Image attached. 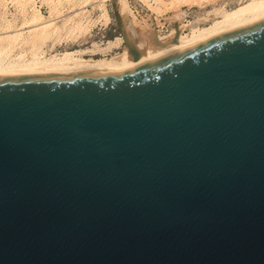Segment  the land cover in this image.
<instances>
[{"label": "water", "instance_id": "obj_1", "mask_svg": "<svg viewBox=\"0 0 264 264\" xmlns=\"http://www.w3.org/2000/svg\"><path fill=\"white\" fill-rule=\"evenodd\" d=\"M0 264H264V18L125 70L1 72Z\"/></svg>", "mask_w": 264, "mask_h": 264}, {"label": "bare ground", "instance_id": "obj_2", "mask_svg": "<svg viewBox=\"0 0 264 264\" xmlns=\"http://www.w3.org/2000/svg\"><path fill=\"white\" fill-rule=\"evenodd\" d=\"M175 1H181L183 3L184 1L190 2L191 0H174V3ZM192 1L194 2L192 5L202 4L201 7H204L205 5H203L204 2L201 1H207L206 4L210 2V0ZM214 1L216 2V0ZM225 1L226 0L223 2L225 3ZM66 2L69 4L72 3L71 7L73 6V9L67 6L69 10L71 9L70 12H72V14H69L68 16H66L68 13H65L68 11V8L66 7L67 9H64L67 10L65 12L63 10L64 5H66L64 3ZM121 2V10H124L123 8L125 7L126 1L122 0ZM157 2H159V0H157ZM178 2L175 4L178 5ZM217 2L220 3V1ZM16 3L18 2L16 1ZM91 3V0H50V14L47 16L43 13L41 8L34 5V0H32L31 5L29 6L31 7V11L26 8L24 3L21 4L23 9V15H21V17L23 16V19H21V22L19 23L15 22L16 15L14 14H12L11 18L7 17L5 14H0V73L14 71L109 72L125 70L264 18V0H238V4L234 6L221 4L215 7L213 4L214 7L206 12L208 13V16H199L201 18L198 17L194 21L189 20L188 23L182 24L181 22L185 18V12L180 10L178 8L179 6L173 4L176 6V11L173 10L175 13L173 12L171 20L174 22H180H178V24H173L169 33L161 34L159 32L160 30L158 31L154 27H147V25H145L146 27L142 26L145 29L137 30L135 26H132L133 24H128V26H126L130 30V34L124 31L125 36H116L114 39L108 40L104 46L98 43H93L94 48H66L63 51L52 49L46 51L47 49L45 50L43 46L49 41V39H51V41L59 39L55 36V38H52L53 35H59L64 32L63 35H72L77 41H79L87 36L91 31L92 26L98 21L101 22V20H103L104 23H107L111 20L110 12L104 3H95L98 4L97 7L100 10V14L98 13L96 17L95 15H90L87 12L89 9L85 8L89 4H93ZM147 3H149V9H147L151 11L149 13L151 16L153 14L152 11L155 10L156 7L154 6L155 8L152 10L151 7L153 5H150L151 2ZM172 6L171 8L174 7ZM177 8L179 10H177ZM86 12L87 15H85ZM130 13L132 12L130 11ZM62 16H66L64 17L65 21L62 24H58L56 19H59V17ZM209 16L211 19H209ZM206 21L207 23L201 24V22ZM157 23L158 21L155 24ZM184 26L190 28L189 33L185 32L186 30H184ZM125 37L127 39L126 46H124V44L122 45L125 41ZM59 40L57 42H59ZM48 43L52 44L54 42L52 41V43ZM122 46L124 47L122 48ZM113 48H122V50L116 51L111 57L105 56L95 58L86 56V53H94L96 50L109 51Z\"/></svg>", "mask_w": 264, "mask_h": 264}, {"label": "rangeland", "instance_id": "obj_3", "mask_svg": "<svg viewBox=\"0 0 264 264\" xmlns=\"http://www.w3.org/2000/svg\"><path fill=\"white\" fill-rule=\"evenodd\" d=\"M16 1L18 3H16L17 6L14 9V8H8L5 5V0H0V14H5L7 17H10V18L12 17V14H14V15H16L15 22L19 23V22H21V19H23V16L21 17V15H23V13H22L23 9L21 7L22 6L21 4L24 3L26 5V8L31 11V9H30L31 7H29V6L31 5L32 0H26V1L25 0H16ZM54 1H56V0H54ZM91 1H92L93 4L91 3L92 5L89 4L85 8V9H89L88 11L87 10L86 11L90 15H92V16L95 15V17H96V15H98V13L100 14V12H99L100 10H99V8L97 6H98L99 3H104L106 5L108 11L110 12V16H111L110 19L111 20H109L107 23H104L103 20H101V22L98 21L96 24H94L92 26L91 31L87 34V36H85V38L83 37V39H81L79 41H77L74 38V36H72V35L71 36H69L68 34L63 35L64 32L59 34L60 37H59V35H53L52 38L58 37L60 40L59 39H55V41L52 40L54 42V43H52L51 39H49L48 42H51L52 44H50L48 42L45 43L43 48L45 50L47 49L46 51H50L51 49L52 50H56V51H63L66 48L67 49L84 48V47L94 48L93 47V43H98V44L104 46L108 42V40L114 39L116 36H125V32L124 31H126V32H128V34H130L129 33L130 30L127 27L128 24L129 25L133 24L132 26L133 27L135 26V28L137 30L145 29L142 26L146 27L145 25H147V27H154V28H156V30H158V31L160 30L159 32L161 34H166V33H169V30L171 29L173 24H178V22H180V21L174 22V21L171 20V16H172V14L174 12L173 10L176 11V6H174L173 4L178 2V1H175V3H174V0H164V1L159 0V2H157V0H146L147 2H151V4H150L151 6L153 5L151 7L152 10L155 7L157 8V10L155 8L156 12H155V10L152 11L153 14L151 16L149 15V13L151 11L148 10L149 9V7H148L149 3H147L144 0H141V1L140 0H125L126 4H128V5L125 4V7L123 8L124 10H121L122 9L121 8V6H122V2L121 1L122 0H98V2H97V0H91ZM213 1L214 0H212V2ZM217 1H220V3H218ZM223 1L222 0H216V2L214 1L212 3L211 0H210L211 3L208 2V4H206L207 1L206 2L205 1H201V2H204L203 5L205 4L204 5L205 8L203 6L201 7L202 4L201 5H199V4H197V5L193 4L192 5V3H194L192 0L190 2L189 1H184L183 3L180 1V2H178V5L177 4H175V5L179 6L178 8L185 12V18L181 22L183 24V23H188L189 20H193L194 21L199 16H202V17L208 16L207 15L208 13H206V12H208L207 10L212 9L214 7V5L216 7L217 5L219 6L221 4H226L228 6L229 5L234 6V5L238 4L237 3L238 0L237 1L236 0H228V1L226 0L225 3ZM6 2H7V0H6ZM95 3H98V4H95ZM64 4H66V5H64L65 8L63 7V10L67 9L68 7L73 9V6L71 7L72 3L69 4V3L66 2ZM34 5L39 7V8H41V10L43 11V13L45 15L48 16L50 14L49 13V10L51 8L50 7L51 6L50 0H34ZM172 5L175 7V9H174V7ZM171 6L173 8H171ZM69 8H68V11L64 10V12L67 11L65 13H68L66 16H68L69 14H72V12H70L71 9L69 10ZM125 8H127L128 10L125 9ZM178 8H177V10H179ZM130 11L132 13H130ZM87 12H86L85 15H87ZM66 16L59 17V19L57 18L58 20L56 19V21L58 22V24H62L65 21L64 17H66ZM210 16H209V19H211V17H212V16L211 17ZM125 18H126V20H125ZM199 18H201V17H199ZM157 21H158V23L155 24ZM202 23L203 24L207 23V21L206 22H201V24ZM184 27H185L184 30H186L185 32L189 33L190 32V28L188 26H184ZM61 38H63V39H61ZM58 40H59V42H57ZM123 44H124V46H126V44H127L126 37H125V41L122 43V45ZM49 46H50V48H49ZM51 46H52V48H51ZM124 46H122V48ZM122 48H119V49L113 48L112 50H109V51L96 50L97 52L95 51L94 53H86V56L87 57H95V58H101V57H105V56L106 57H111L116 51H121Z\"/></svg>", "mask_w": 264, "mask_h": 264}, {"label": "built area", "instance_id": "obj_4", "mask_svg": "<svg viewBox=\"0 0 264 264\" xmlns=\"http://www.w3.org/2000/svg\"><path fill=\"white\" fill-rule=\"evenodd\" d=\"M5 5L8 7V8H16L17 4L15 2V0H5Z\"/></svg>", "mask_w": 264, "mask_h": 264}]
</instances>
